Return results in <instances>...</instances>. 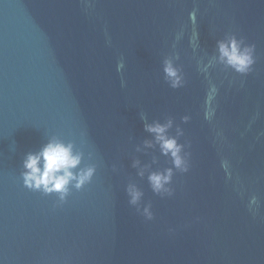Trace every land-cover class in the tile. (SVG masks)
<instances>
[{
	"label": "water",
	"instance_id": "95a60500",
	"mask_svg": "<svg viewBox=\"0 0 264 264\" xmlns=\"http://www.w3.org/2000/svg\"><path fill=\"white\" fill-rule=\"evenodd\" d=\"M230 37L254 48L247 75L220 57ZM141 116L168 125L181 168ZM49 141L95 169L64 200L23 186ZM0 264H264V0H0Z\"/></svg>",
	"mask_w": 264,
	"mask_h": 264
},
{
	"label": "clouds",
	"instance_id": "9594fccd",
	"mask_svg": "<svg viewBox=\"0 0 264 264\" xmlns=\"http://www.w3.org/2000/svg\"><path fill=\"white\" fill-rule=\"evenodd\" d=\"M188 17L193 26L189 43L195 50L198 46V33L195 29V10L189 12ZM241 43L242 42L237 41L235 37H230L226 42H218V51L221 59H223L235 72L247 75L255 62L252 56L254 48L251 46L241 48ZM209 66L210 63L200 70L206 72ZM123 67V61H118L116 64V71L120 73ZM164 72L167 77L172 78L171 86L174 88L178 87L179 77H177L176 70L172 67L170 61L166 60L164 62ZM216 95L217 88L210 82L203 102V118L209 122H211L215 116L216 109L214 100ZM184 119L187 120V117H184ZM141 120L144 122L145 131L156 134L155 139L160 143L162 153L165 155L170 154L173 165L177 168H181L183 164V160L179 155L181 146L177 144L175 138L166 137L164 135L168 125H161L158 123L148 124L144 116H141ZM216 136L222 138L219 131H217ZM79 163L80 155H74L72 153V146L70 144L65 145L58 141H49L38 153H29L23 160L24 171L21 173L23 186L30 190L43 191L45 194L57 192L60 194L59 199L64 200L68 192L67 186L71 181H75L73 186L76 189H80L85 183L91 180L95 171L93 167H88L73 174L70 169L76 167ZM220 167L224 170L226 177L230 178L229 163L226 159L220 161ZM181 170L187 171V168L184 167ZM170 177L171 170L168 169L165 174L151 173L148 179L153 190L159 191L165 183L169 182ZM129 195L131 196L129 202L135 204L140 193L129 188ZM246 207L253 216L257 214L260 203L254 194L248 197ZM145 213H147V209H145ZM149 219H151L150 215Z\"/></svg>",
	"mask_w": 264,
	"mask_h": 264
}]
</instances>
